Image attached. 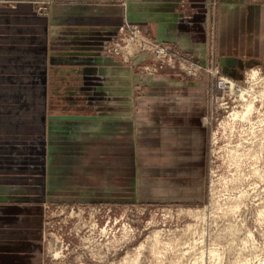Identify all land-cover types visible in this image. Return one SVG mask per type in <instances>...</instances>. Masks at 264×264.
Here are the masks:
<instances>
[{"label": "rangeland", "instance_id": "rangeland-1", "mask_svg": "<svg viewBox=\"0 0 264 264\" xmlns=\"http://www.w3.org/2000/svg\"><path fill=\"white\" fill-rule=\"evenodd\" d=\"M120 1L0 0V126L8 125L0 132V140H14L23 146L36 142L43 131L48 147L44 153L46 172L41 175L32 169L19 175L30 182L11 184L20 187L17 194L0 189V196L6 197L0 206L32 208L19 213L24 220L0 224V251L17 244L24 233L37 235L36 228L40 232L38 253L19 264H131L132 258L137 264H195L197 260V264H264V216H258L264 207V176L261 179L253 173L255 166L264 175V152L257 160L241 157L235 164L228 152L235 145L243 153L259 143L264 131V100L255 102L253 134L248 122L225 129L221 126L229 111L240 109L236 91L252 80L251 70H259L260 78L264 77V55L260 54L264 44L257 39V53L248 57L255 61L234 77L224 73L219 62L220 0L206 4L208 56L204 62L156 39L153 28L142 26L136 16L130 18L125 11L120 15ZM248 3L264 10V0ZM74 5L89 9L80 15L65 13ZM180 8L193 10L185 0ZM262 13L260 30L264 28ZM108 57L121 64L114 67L122 69L110 71L113 65L104 62ZM42 66L43 100L38 85ZM167 74L178 75L186 88L205 86V113L200 117L205 148L201 157L186 142L176 143L174 151H148V156L135 157L132 141L101 137L103 126L97 122L118 116L117 108L156 104L160 96L148 92L159 84L156 79ZM24 77L35 78V89L31 83L27 92ZM42 102L44 108L39 112L36 108ZM26 104L35 110L23 114L21 128L10 127L15 124L13 119H3L9 116L6 111ZM122 112L130 117L127 111ZM76 116L84 117V125L72 136L73 151H67L70 145L62 142L59 153L50 155L48 138L55 130L51 128ZM137 129L134 126L135 135ZM84 132H92L91 137H85ZM39 176L45 177L42 184L32 183ZM41 192L45 196L38 200ZM23 196L34 200L23 201ZM234 198L243 204L239 202L237 212L223 215L217 207L225 208ZM192 211H202V218ZM154 232L158 242L153 246ZM212 250L218 255L212 256Z\"/></svg>", "mask_w": 264, "mask_h": 264}, {"label": "crops", "instance_id": "crops-1", "mask_svg": "<svg viewBox=\"0 0 264 264\" xmlns=\"http://www.w3.org/2000/svg\"><path fill=\"white\" fill-rule=\"evenodd\" d=\"M185 1L193 8L190 12L180 8L182 0H123V5H118L117 10L120 15L125 11L130 18L136 16L142 26L150 25L154 30L155 38L159 41L169 43L184 53L195 54L202 62L207 61L208 13L206 4L208 0ZM119 2L121 1L119 0ZM84 9L89 8L85 5H74L65 13L80 15ZM219 9L221 19L219 37L220 66L224 73L238 77L246 67L255 61L253 55L257 53V39L260 38V43L264 44V28L261 30L259 28L264 10L261 6L249 4L248 0H220ZM260 31L262 32L261 35ZM234 47L236 49H233ZM260 54L264 55V50ZM249 56L253 58H248ZM104 60L106 64L113 65L109 68L110 71L122 69V67H114L121 66L114 59L108 57ZM261 62L264 64V57ZM28 69L30 72L33 71L32 67H28ZM24 79L28 83V86H26L27 92L32 87L31 83L34 84L33 89H35V78L34 81L25 77ZM44 79V66H42V77L38 82V85L41 84L39 96L42 100L46 94ZM155 81L159 84L152 86L148 93L160 96L159 101L156 104L140 103L138 106L117 108L116 110L119 111L118 116L109 115V117L103 118V121L97 122L103 126L104 134L101 137L103 139H117L118 141H132L133 152L136 153L135 157L140 154L148 156L150 155L148 151H161L164 149L174 151L176 143L181 144L183 142L191 143L190 147L195 148L198 153L197 156L201 157L205 148V131L200 124V117L205 113V86L202 85L201 88L196 89L195 85L192 84L186 88L187 84L181 81L178 75L169 74L161 75ZM168 95L169 97L166 98ZM41 108H44L43 102L39 103L36 109L40 112ZM34 110L35 107L29 104L21 108L14 106L6 111L9 116L3 119H13L15 125L10 127L21 128L19 123L23 120V114ZM122 111H127L130 117H127V113ZM42 112L44 114L43 110ZM83 118L76 116L69 118L67 121L56 122L60 126L52 127L51 129L55 130L50 132L48 138L50 155L53 152L56 155L59 153L58 144L62 142L70 145L67 151H73L72 136L77 135V133H74L76 128L84 125ZM41 122L44 124L42 118ZM85 124L89 126L87 128L92 130L91 123L86 122ZM6 126L8 127V125ZM6 126H0V132L4 133ZM134 126L138 128L137 136L134 132ZM60 128L61 131H56ZM88 132H84L83 135L91 137L92 132ZM80 134L82 135V133ZM52 135H55V137ZM38 137L39 139L36 142H29L23 146L16 145L18 142H14V140H0V184H10L9 186H0L2 191L5 189L13 190L12 193L17 194L20 187L11 186V184L30 182L27 181V177L19 175L30 173L32 169L38 170L41 175L44 173L43 171L47 166L44 159V153L48 150L47 138H45L43 131H40ZM58 139L65 140L58 142ZM169 144H172L173 147H170ZM44 178L42 176L33 178L32 183L42 184ZM38 188L42 191L41 186H38ZM44 196L41 192L37 199L40 200ZM4 198L6 197L0 196V201ZM22 199L23 201L34 200L31 196H23ZM31 209L26 205L17 204L0 206V224L14 225L16 220H24L25 218L24 216H18L19 213ZM36 221L37 217L33 219V224ZM34 230L38 231L36 232L37 235L30 237L28 235L30 233H24L22 239L16 241L17 244L12 247L5 246L7 247L6 252L0 251V264H19L36 256L40 246V232L39 229L35 228Z\"/></svg>", "mask_w": 264, "mask_h": 264}, {"label": "bare ground", "instance_id": "bare-ground-1", "mask_svg": "<svg viewBox=\"0 0 264 264\" xmlns=\"http://www.w3.org/2000/svg\"><path fill=\"white\" fill-rule=\"evenodd\" d=\"M85 61V60H84ZM259 71V70H258ZM258 71L257 70H255V69H253V70H251V72L249 73V78L250 79H252L251 81H249V83H247L246 85L244 84L243 86H239L238 88V90L236 91V94H237V96L240 98V101H241V103H240V109L239 108H237V109H233L232 111H229L230 113H228L229 115L227 116V118L225 119H223V121L221 122V126L225 129L227 126H230V127H233L237 122H248V126H249V123L251 124V126H249V127H251L250 129H252V134H253V128H254V126L253 125H255V123H251V121H252V118H251V116H252V114H253V112L255 111V109H256V106H255V102L257 101V100H264V77H262V78H260L261 76H259V75H262V74H259L258 73ZM259 74V75H258ZM231 83L234 85L235 84V82L234 81H231ZM231 88L233 87V86H231V84L229 85ZM235 89V88H234ZM232 90V89H231ZM230 90V91H231ZM233 91V90H232ZM238 100V99H237ZM239 102V101H238ZM258 102V101H257ZM264 104V103H263ZM227 105V104H226ZM258 105V104H257ZM225 111V110H224ZM260 116V115H259ZM263 117V116H262ZM256 119V118H255ZM260 119V118H259ZM264 119V118H263ZM258 121V120H257ZM263 120H259L258 121V123L260 122H262ZM252 122H254V121H252ZM256 122V121H255ZM244 124H246V123H243V125ZM264 125V124H263ZM246 126V125H245ZM247 126V127H248ZM243 127H241V129H242ZM240 129V128H239ZM257 129V128H256ZM263 129H264V127H263ZM245 130V129H244ZM246 130H248V129H246ZM260 131V130H259ZM262 132V131H261ZM251 133V132H250ZM258 134V133H257ZM256 134V135H257ZM243 135V134H242ZM247 136V135H246ZM249 136V135H248ZM258 136V135H257ZM261 139H259L258 141H259V143L257 142V145L256 146H253V145H251V147L249 146V148L248 149H244V151H245V153H244V151H243V153H239V149H238V147H235V145H234V147H230V148H228V152L229 153H231V158L234 160V164L235 163H237V161H239L238 159L239 158H243V157H247V159L248 158H253L254 160L256 159L257 160V158H259L261 155H262V153L264 152V131L261 133ZM256 137V136H255ZM252 138V137H251ZM254 138V137H253ZM252 138V139H253ZM254 143V142H253ZM255 145V144H254ZM232 146V145H231ZM247 147V146H246ZM242 148V147H241ZM241 150V149H240ZM241 152V151H240ZM263 156H264V153H263ZM250 160V159H249ZM240 162H241V160H240ZM240 162H238V163H240ZM256 163V162H255ZM241 168V166L239 167V169ZM254 171H253V173L256 175V177H259V178H261V179H263V172H262V170L260 171V169L258 170V169H255V166H254ZM260 179V180H261ZM234 188V187H233ZM242 191H240V193H241ZM245 193V192H244ZM243 193V194H244ZM242 194V195H243ZM213 197H214V195H212ZM230 196V195H229ZM236 196H238V197H240L241 196V194L240 195H236ZM235 197V196H234ZM237 197V198H238ZM218 198V197H217ZM217 198H215V199H217ZM229 198V197H228ZM248 198V197H247ZM247 198H246V200H247ZM214 199V198H213ZM227 199V198H226ZM234 199H236V198H234ZM240 199V198H239ZM239 199H236V200H234V201H230L229 200V202H232V203H230V204H227V201L224 199V202L226 201V204H227V206L225 207V208H222V207H217V209H220V211L222 212V214L223 215H228L229 213H231V214H233V212H235L237 209H239V207L241 206V204L239 203V202H242L241 200H239ZM245 199V198H244ZM228 200V199H227ZM211 201H214V200H211ZM245 201V200H244ZM218 202H219V199H218ZM222 202V201H221ZM221 202H219L220 204H221ZM223 202V203H224ZM214 203H217V200L216 201H214ZM214 203H213V205H214ZM212 204V203H211ZM226 204H224V205H226ZM240 204V205H239ZM242 204H243V202H242ZM222 205V204H221ZM216 206V205H215ZM220 206V205H219ZM205 208V207H204ZM195 212V211H194ZM200 212H202V211H200ZM200 212H195V213H193V211H192V213L194 214V216H196V218L197 217H200V218H202L201 216H202V213H200ZM213 212V211H212ZM237 212V211H236ZM190 215H192V214H190ZM215 215V214H214ZM238 215V214H237ZM194 216H192V217H194ZM230 216V215H229ZM233 216V215H232ZM231 216V217H232ZM258 216H259V218L261 219L263 216H264V207L262 208V209H260L259 210V212H258ZM205 217H206V215H205ZM235 217H236V214H235ZM195 218V219H196ZM198 220V219H197ZM189 227V226H188ZM232 228V227H231ZM194 230V229H193ZM192 230V231H193ZM153 234V233H152ZM153 237H154V244H152L153 246L155 245V243L156 242H158V236H157V232H154V235H152ZM150 238H152V237H150ZM149 238V239H150ZM150 240H152V239H150ZM151 242H153V240L151 241ZM160 244V243H159ZM151 245V244H150ZM144 246V245H143ZM152 247V246H151ZM153 248V247H152ZM141 249V248H140ZM210 249V248H209ZM214 249V248H213ZM138 250V249H137ZM153 250V249H152ZM155 250V249H154ZM58 251V250H57ZM210 251V250H209ZM215 251H217V250H215ZM136 252V251H135ZM140 252V251H139ZM155 252V251H154ZM138 253V252H137ZM137 253H135V254H137ZM134 254V253H133ZM209 254H210V252H209ZM211 254H212V256H214V255H218V253L217 252H214V250H212L211 251ZM54 255H55V253H54ZM59 255H60V253H59ZM102 255V254H101ZM139 255V254H138ZM137 255V256H138ZM56 256V255H55ZM134 256V255H133ZM58 257V256H57ZM126 258H128V256H126L125 257V259ZM132 258V257H131ZM124 259V258H123ZM196 259V258H195ZM128 260V259H127ZM127 260H125V262L127 261ZM131 260H133L132 261V263L131 264H137L138 262H137V259L135 258V259H131ZM198 261V260H197ZM196 261V262H197ZM129 262V261H128ZM127 262V263H128ZM195 262V261H194ZM195 262V264H197ZM119 264H121V263H119Z\"/></svg>", "mask_w": 264, "mask_h": 264}]
</instances>
